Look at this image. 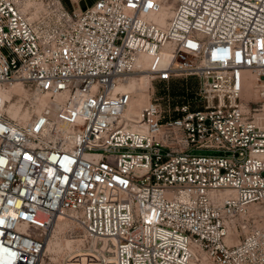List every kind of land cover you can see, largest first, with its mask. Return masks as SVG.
Listing matches in <instances>:
<instances>
[{
    "label": "built area",
    "instance_id": "1",
    "mask_svg": "<svg viewBox=\"0 0 264 264\" xmlns=\"http://www.w3.org/2000/svg\"><path fill=\"white\" fill-rule=\"evenodd\" d=\"M29 1L0 0V264H39L60 217L83 230L74 264H264V125L242 101L264 0ZM188 76L186 102L153 97ZM15 81L49 96L24 121Z\"/></svg>",
    "mask_w": 264,
    "mask_h": 264
},
{
    "label": "rangeland",
    "instance_id": "2",
    "mask_svg": "<svg viewBox=\"0 0 264 264\" xmlns=\"http://www.w3.org/2000/svg\"><path fill=\"white\" fill-rule=\"evenodd\" d=\"M44 8H47L48 11L51 9L48 7L46 0L44 1ZM197 86L198 79L196 77H179L170 82L157 83L153 97L164 106L168 107L171 105L173 108L194 96ZM262 88H264V85H260L255 89L250 85L247 86L244 90L242 101L250 115L257 118L264 125V95L260 93ZM39 97L41 100L42 96ZM39 97L28 86H25L24 90L17 88L14 91L12 88L7 97L6 113L9 117L16 120H27L39 111L41 107ZM11 103L16 104V108L19 109V116L15 117L9 111ZM24 116L25 118H23ZM82 238V228L71 217H61L48 233L47 245L39 264H74L75 256L78 255L81 259L84 257V253H82Z\"/></svg>",
    "mask_w": 264,
    "mask_h": 264
},
{
    "label": "bare ground",
    "instance_id": "3",
    "mask_svg": "<svg viewBox=\"0 0 264 264\" xmlns=\"http://www.w3.org/2000/svg\"><path fill=\"white\" fill-rule=\"evenodd\" d=\"M32 5H33V1L30 0L27 3V7H31ZM252 77H254V75ZM249 85L252 86L255 89L256 87H259L261 85V83H259V84L258 83H251ZM249 85H247V86H249ZM24 87L25 86L22 83H20L19 81H15V82L12 83V85H9L4 90H2V96L5 99V101L7 102L8 93L10 92V90L12 88L15 91V89H17V88L21 89V90H24ZM131 88L135 91L136 97L132 101V103H131V105H130L127 113H126L128 118H133L134 115H139L140 112H141L142 107L146 103L149 102V98H150V93H149V91H148V89H147V87H146V85L144 83H141V82L136 80V81L131 83ZM48 99H49L48 95L42 96L41 100H40V97H39L40 104L41 105L42 104H46ZM9 111L13 114V116H15V117L19 116V109L16 108V104L15 103H11L10 104ZM23 118H25V116ZM59 219H57V220H59Z\"/></svg>",
    "mask_w": 264,
    "mask_h": 264
},
{
    "label": "crops",
    "instance_id": "4",
    "mask_svg": "<svg viewBox=\"0 0 264 264\" xmlns=\"http://www.w3.org/2000/svg\"><path fill=\"white\" fill-rule=\"evenodd\" d=\"M63 3L70 9L77 7H86L91 6L96 3L98 0H62Z\"/></svg>",
    "mask_w": 264,
    "mask_h": 264
},
{
    "label": "water",
    "instance_id": "5",
    "mask_svg": "<svg viewBox=\"0 0 264 264\" xmlns=\"http://www.w3.org/2000/svg\"><path fill=\"white\" fill-rule=\"evenodd\" d=\"M85 8V7H84Z\"/></svg>",
    "mask_w": 264,
    "mask_h": 264
}]
</instances>
